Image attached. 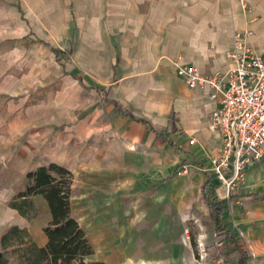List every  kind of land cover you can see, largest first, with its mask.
<instances>
[{"label":"crops","instance_id":"obj_1","mask_svg":"<svg viewBox=\"0 0 264 264\" xmlns=\"http://www.w3.org/2000/svg\"><path fill=\"white\" fill-rule=\"evenodd\" d=\"M245 28L264 51V0L245 8L240 0H0V107L15 91L21 127L65 124L73 136L106 138L67 168L82 185L75 205L85 206L74 217L89 230L93 260L208 264L200 242L213 221L203 192L213 190L249 255L243 264H264V157L223 196L209 162L220 144L207 119L216 101L175 73L178 62L222 69ZM56 39L64 52L74 39L58 90L52 70L38 75L37 65ZM43 81L51 89L26 99Z\"/></svg>","mask_w":264,"mask_h":264},{"label":"rangeland","instance_id":"obj_2","mask_svg":"<svg viewBox=\"0 0 264 264\" xmlns=\"http://www.w3.org/2000/svg\"><path fill=\"white\" fill-rule=\"evenodd\" d=\"M72 40L74 39L69 40L71 48L70 51L67 50L68 52L60 49V40H47L46 43L50 44L48 54L42 52L41 58L37 61L38 75H46V70L49 72L52 70L54 73L56 90L61 89L65 84L62 76L66 73L67 59H71L73 56L71 54ZM57 49L60 52L56 54ZM49 89L51 88H48V83L43 81L35 88L27 89L24 94L27 95L26 99H31L33 102L42 97V94L45 95ZM17 95L19 94L15 91L4 93L6 101L0 107V252L3 253L2 256L7 264H35V262L27 260L26 255L29 254L33 258L36 249L19 243L17 241L18 232H12L5 243L1 241L2 234L14 225L25 228L29 239L37 246H43L47 241L43 228L51 216L49 208L45 207L39 194L33 195L34 207L27 209V216L21 215L17 208L11 206L15 199H19L18 194L26 188L27 172L35 168L37 164L50 162L61 164L67 169L76 162L80 163L88 158L94 151L90 147L96 145L98 147L99 142L106 138L98 134H91L87 139H83L82 135L73 136L66 132L65 124L51 128L48 124L31 122L21 127L17 115ZM97 104L98 102H92L88 108H95ZM75 108L80 110L77 106ZM69 171L70 213L81 220L79 213L85 205L80 203L79 209L77 204L75 205V199L76 195L81 193L82 185L80 180L74 178L71 170ZM85 230L89 231L86 228ZM220 239L223 242H220ZM226 241V237L215 230L214 226L203 236L200 243L205 247V249L203 248L204 255L208 258V264H237L231 247L225 249ZM95 255H87L84 260L87 263L93 262Z\"/></svg>","mask_w":264,"mask_h":264},{"label":"built area","instance_id":"obj_3","mask_svg":"<svg viewBox=\"0 0 264 264\" xmlns=\"http://www.w3.org/2000/svg\"><path fill=\"white\" fill-rule=\"evenodd\" d=\"M240 3L248 6V0ZM251 33L248 28L234 33L222 69L205 73L194 64H175L176 75L188 87L216 101L207 119L220 135V144L209 162L225 197L241 184L245 168L264 157V51L249 43Z\"/></svg>","mask_w":264,"mask_h":264},{"label":"trees","instance_id":"obj_4","mask_svg":"<svg viewBox=\"0 0 264 264\" xmlns=\"http://www.w3.org/2000/svg\"><path fill=\"white\" fill-rule=\"evenodd\" d=\"M55 52L57 54L60 50L57 49ZM69 173L70 171L64 166L54 162L30 169L26 174V188L18 194L19 199L11 203L21 215L27 216V209L34 207L32 195L39 194L47 201L51 218L43 228L47 236L46 243L43 246L33 244L26 229L18 225L9 227L2 234L1 241L5 243L12 232H18L19 243L36 249L33 258L29 254L26 255L27 260L35 264H104L98 260L90 263L84 260L85 256L92 253L93 248L88 242L85 230L70 213ZM203 196L211 212L215 230L229 237L233 245L232 251L237 256L239 264H243L244 259L249 255L246 250L240 248V240L231 236L222 222L223 203L213 195V190L204 191ZM2 255L3 253L0 252V264H7Z\"/></svg>","mask_w":264,"mask_h":264}]
</instances>
